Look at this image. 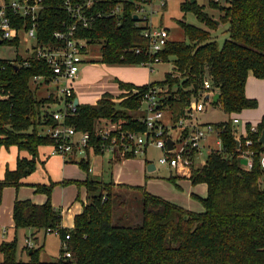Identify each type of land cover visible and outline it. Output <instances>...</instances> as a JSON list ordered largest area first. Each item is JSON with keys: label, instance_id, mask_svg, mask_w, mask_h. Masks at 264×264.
I'll return each instance as SVG.
<instances>
[{"label": "trees", "instance_id": "1", "mask_svg": "<svg viewBox=\"0 0 264 264\" xmlns=\"http://www.w3.org/2000/svg\"><path fill=\"white\" fill-rule=\"evenodd\" d=\"M140 1L100 0L95 9L117 5L119 10L112 17L98 18L89 27L75 31V37L85 43L83 49L97 45V61L104 64L137 65L149 60L150 55L144 52L147 42L140 34L144 26L131 19ZM207 3L217 10V19L203 12V6L194 0H182L178 4L181 12H190L206 28L177 21L185 41L167 38L157 53L161 62L170 63V69L161 79L134 85L133 92H130L131 83L116 81L118 88L123 89L116 101L103 92L93 103H76L63 119L76 131L87 132L94 144L98 142L95 126L99 119H107L117 129L141 131L144 124L137 110L141 95L148 87L158 86L159 107L169 110L173 125L184 114L189 99L202 89V80L208 78L209 90L219 92L214 104L220 106L227 119L215 123L220 148H211L200 165L189 168L190 183L206 185L205 195L195 196L203 209L189 210L141 186L117 184L139 190V219L130 224L114 223L111 220L117 198L114 184L111 179L102 180L99 173L91 175L88 170L90 154L101 153L96 147L91 152L86 149L85 158H74L71 153L63 160L76 163L85 173L81 181L73 182L83 185L86 202L73 215L70 227L59 225V211L49 203L51 182L34 185V191L44 194L41 203L25 198L14 199L11 204L13 228H55L58 240L66 233L68 256H61L62 249L58 248L55 258L44 261L37 256L38 248L28 246V258L22 261L15 258L12 237L0 241V264H264V187L260 160L263 147L259 139L264 130V114L255 124L257 131H248L250 123H247V132L239 139L234 137L229 116L231 112L256 105L254 98L244 94V82L249 72L264 78V0H227V3L224 0L225 4L207 0ZM43 5L35 35L38 41L51 44V32L71 18L62 9L61 0H43ZM17 20L28 23L24 18ZM218 23L226 24V39L221 46L210 33ZM14 60L19 57L15 56ZM34 74L48 78L50 70L42 61L31 58L27 66L0 59V146L14 145L29 155L17 157L13 169H4L0 187L17 185L18 179L33 169L36 147L53 141L41 133V127L55 123L48 108L55 97L50 92L36 96L38 84L30 85ZM160 135L169 136L167 129L163 128ZM245 138H250L252 143L245 144ZM246 150L250 151L249 166L240 163ZM131 156L124 153V157Z\"/></svg>", "mask_w": 264, "mask_h": 264}, {"label": "built area", "instance_id": "2", "mask_svg": "<svg viewBox=\"0 0 264 264\" xmlns=\"http://www.w3.org/2000/svg\"><path fill=\"white\" fill-rule=\"evenodd\" d=\"M151 0H141L133 10L135 15V24L142 21L144 26L140 34L146 40V48L144 52L150 55V59L139 63L140 66L146 67L150 72L153 70L152 65L160 62L157 53L162 49L167 40V31L164 27L154 26L150 23V15L156 13L159 8L164 6V0H157V8H150L146 14L142 8V4L149 3ZM219 2L220 0H213ZM100 0H61L62 9L71 18L70 22H62L60 27L51 32L53 43L44 44L36 39L37 18L40 10L43 9V0H0V54L10 46L16 48L20 42L23 44L28 41L24 47L25 55L18 56L13 54L11 57L1 56L0 59L17 64L19 66H27L29 58L40 60L50 70L47 77L40 74L31 76L30 81L34 84H53L56 104L51 108L49 114L55 123L52 125H43L41 133L51 137L53 141L50 145V153L61 155L62 158L69 154H73L74 158H85V150L90 152L96 147L99 153L107 152L109 158L114 154L124 156L128 152L131 155L144 154L145 146L148 144L160 150L156 161L161 165L170 167L174 170L188 169L193 162L195 153L200 152L201 141L206 137L207 133L215 132L218 141V128L212 123H196L194 120H188L184 123L182 118L177 117L173 126L180 132V137L173 138L170 136L161 137V131L165 127L162 122V109L159 107L157 92L160 87H148L141 95L140 104L137 110L140 112L139 119L143 122L144 128L141 131L117 129L114 123L110 122L109 126H103L99 121L95 126V135L98 137L97 144L90 142L87 132L76 131L72 125L65 124L63 119L74 108L72 104V88L71 83L76 78L78 66L81 62L80 55L84 52L85 43L82 39L75 37V31L78 28L89 27L96 19L101 17H112L118 12L117 5L110 6L106 9L96 8V4ZM227 3V0H225ZM18 18H24L27 25L18 23ZM15 40L16 44L11 42ZM138 52V49H134ZM15 56L19 60H14ZM210 80L204 78L202 80V92L205 97L210 94ZM207 94V95H206ZM203 102L199 99L189 101L184 107L186 111H200L203 109ZM231 122L235 123L238 118L235 115L230 116ZM108 121V120H107ZM248 131L256 132V125L250 124ZM246 129L239 134L233 131L234 137L239 139L240 135L246 134ZM165 138L171 139V146L167 148ZM250 138H245V144H251ZM263 152L260 160L264 162V140L261 141ZM192 150V153L190 151ZM250 151H243L241 156L246 158V165L250 164ZM264 174V165L262 163ZM88 170L89 166H88ZM44 231L55 233V228H46ZM67 234L63 235V239L59 240L61 256H68L65 239ZM26 245L29 246L28 243Z\"/></svg>", "mask_w": 264, "mask_h": 264}, {"label": "crops", "instance_id": "3", "mask_svg": "<svg viewBox=\"0 0 264 264\" xmlns=\"http://www.w3.org/2000/svg\"><path fill=\"white\" fill-rule=\"evenodd\" d=\"M103 64V63H101ZM81 64L78 66V71L76 78L71 83L72 93L77 100V103H93L103 92L110 94L114 97L113 94L105 89V86L108 82H106L103 78L99 80V84L91 85L86 84L90 81L91 75L88 74V69L86 67H81ZM133 66L138 65H126L124 67L127 75L123 78L126 81L132 84L130 92L135 91L134 85H139L143 83H147L151 81L148 77V72L142 73L141 76H136L135 69ZM92 67V65L90 66ZM141 70H143V66H139ZM145 68V67H144ZM119 71V69L117 70ZM133 74L136 76L137 81L131 82V77L128 74ZM133 78V77H132ZM120 81V80H117ZM43 85V86H42ZM40 87L42 89L46 88L47 84H42ZM115 91L119 94L123 89H119L116 82ZM214 93V90L210 91L208 97L211 99V95ZM117 94V95H118ZM244 94L249 98H254L256 100V105L250 108H243L239 112H231L229 116L235 115L238 118V121L235 122L236 126L240 124V128L234 130V124L232 123V128L234 131L241 134L243 130H245V125L247 123L256 124L261 116L264 114V78L256 77L250 72L247 74L245 82H244ZM116 95V97H117ZM207 95V94H206ZM115 99V98H113ZM118 99V98H116ZM212 101V99H211ZM215 102L211 103L213 105ZM51 104H54L51 103ZM56 105V104H54ZM204 105V102H203ZM219 106V105H218ZM55 107V106H54ZM204 109V106H203ZM200 110V111H203ZM163 111V110H162ZM194 111V110H191ZM196 112V111H195ZM166 121L163 117V123L166 126V122H171L169 113L166 114ZM188 120H195L194 118L188 116ZM208 122V121H207ZM170 128V127H169ZM170 130H174L170 128ZM169 131V130H167ZM176 131L173 138L180 137V132L176 128ZM211 132L207 133L206 137L201 141L200 152L195 153L193 157L192 165H200L203 162L201 157L203 156V150H205V154L214 147L211 146L212 142L220 145V141H218L215 135H210ZM260 136V135H259ZM11 147V153H7V155L0 156V179L3 176L4 169L11 170L15 166V160L17 157H26L28 158L29 155L25 150L17 149L14 145H9ZM1 147L2 151L8 150L9 147ZM10 151V150H9ZM93 156V154H90ZM109 156L106 159V163H102L101 160L99 161V170L102 165H108ZM35 160V167L31 170V172H27L24 176H21L18 179L17 185H3L0 187V241L1 240H9L12 237L15 239V258L25 261L27 256V250L24 246L25 240L29 241V246L32 248H38L41 246V237L42 235L47 232L42 230L41 228L34 229L31 227H17L13 228L12 221H11V204L14 199H29L33 203H41L44 200V194L41 192L34 191V185L36 183H43L47 184L49 182L52 183L49 191V203L51 206L59 211V225L63 227H70L72 225V217L74 214L78 213L81 209V206L84 202H86L85 198V190L83 187L82 197L74 196L72 197L71 191L72 185H77L73 182V180L81 181L85 173L76 165L74 162H66L63 160L61 155L56 153H50V145L49 144H39L36 147V156L34 157ZM146 160V159H145ZM201 160V161H200ZM148 161V160H147ZM110 169H109V179L113 182V188L116 191L118 186L117 184L123 185H136L141 186L145 191L158 195L170 202H173L183 208L193 210V211H201L203 209L202 204L199 200L195 198V196L203 197L206 193V185L202 182L197 183H190L188 179L189 169H179L174 170L170 167L169 174L167 177L169 181H171L175 186L180 187L181 183L183 186L186 187L184 193L178 191L176 189H172L171 187H166L169 189L168 197L167 195H163L161 190H155L154 187L159 186L162 188L163 186L156 185L153 181L145 180V173H143L142 166H146L147 163H144V158H133L131 157H124L118 161L110 162ZM89 164V162H88ZM90 167V164H89ZM154 169V165L151 169ZM182 170V171H181ZM94 171V172H93ZM172 171V172H171ZM185 172V175L179 174ZM91 175L100 174L101 171H95L94 167H91L89 170ZM172 173V174H170ZM163 179H155V181L161 182ZM64 181V182H62ZM264 183V174L263 179ZM180 182V184H178ZM58 183H60L58 185ZM62 184V185H61ZM159 184V183H158ZM24 187L26 189H24ZM52 187H56L57 197H54L53 191H51ZM124 187V186H123ZM147 189H146V188ZM128 188V187H126ZM153 189V190H151ZM192 197L196 199L197 202H194ZM20 229V231H18ZM22 230H27L28 235L26 236ZM22 231V232H21ZM19 233L22 235L21 240L18 241L16 239V234ZM55 234V233H54ZM8 237V239H4V236ZM41 235V236H40ZM10 237V238H9ZM3 238V239H2ZM24 253V258H20L21 254ZM1 259V254H0Z\"/></svg>", "mask_w": 264, "mask_h": 264}, {"label": "rangeland", "instance_id": "4", "mask_svg": "<svg viewBox=\"0 0 264 264\" xmlns=\"http://www.w3.org/2000/svg\"><path fill=\"white\" fill-rule=\"evenodd\" d=\"M182 0H164V6L159 8V10H157L156 13H153L150 15V23L154 26H160V27H164L167 31V38L170 40H184V37L181 34V29L179 27V25L177 24V21H182L184 23L190 24L192 26L195 27H199L202 29H205V25L200 23L199 21H196V19L194 18V16L190 13V12H181L178 9V4L181 2ZM195 3L197 5L203 6V12H205L206 14H208L209 16H211L214 19H217L219 17L217 10L210 8L207 4V0H194ZM219 4H225L224 0H220ZM157 0H151L149 3L146 4H142V8L145 11L144 14L147 13V11L150 8H157ZM138 25H142V21H138L137 22ZM225 28H226V24L223 23H218L217 27L215 30H211V36L216 40V42L218 43V46H221L222 42L224 39H226V34H225ZM28 44V41H26L24 44L22 42H20L18 44V46H16V48H12L11 46L9 48H6L4 51L1 52V56H6V57H11L13 56V54H16L18 56H23L25 55L24 52V47H26V45ZM98 47L95 44H90L88 46L85 47L84 52L80 55V59L81 62L80 65L81 67H86L88 69V74L91 75V79L89 82H87L86 84H99V80L102 78H104V80L107 83V85L105 86V89L108 91V93L110 92L111 94L114 95L111 96L110 94V98L113 99V101H116V95L118 93H116L115 88L116 87V81L120 80V81H126L123 78L127 75V72L125 71L124 67L122 66H126V65H122V64H101L99 63L98 60ZM92 65V67H90ZM138 67L133 66V68L135 69L136 72V76H141L142 73H146L148 72L147 68L143 67V70H141V68L139 67L140 65L137 64ZM153 70L148 72V77L149 79L152 80H159L162 78V75L164 72L168 71L170 69V63L168 61L166 62H158L152 65ZM119 69V71H117ZM131 77V82L137 81L136 76H133V74H128ZM133 77V78H132ZM30 85H34V82H31ZM40 85H42L41 83L38 84L37 88H36V96H45L47 93H51L54 94V88H53V84L48 83L46 88L42 89L40 87ZM43 86V85H42ZM155 87V86H154ZM206 92H202V90L197 91L196 97H191L189 99V101H193L195 99H199L200 101L204 102V109L203 111H186L184 110V114H182L180 117L182 118L183 122L185 123L188 119V116L190 115V117H192V119L194 118L196 123L202 124V123H206L208 121V123H212L215 125V123L225 120L227 119V115L226 113L220 108V106L218 105H213L211 104L212 101L209 97H204ZM54 104H50L48 105V108H53ZM169 112V110L167 109H163L162 111V121H163V117L164 120L166 121V113ZM99 123H102L103 126H109L111 123L109 121L104 120V119H99L98 120ZM163 123V122H161ZM164 124V123H163ZM234 125L237 123H233ZM253 124V123H251ZM232 125V122H231ZM176 130V128L171 125V122H166V126L164 128H166L167 130V135H169L170 137H173L175 132L174 130H170V128ZM240 128V124L239 125H235L234 126V130ZM239 130V129H238ZM210 135H215V132H211ZM211 146L219 149L220 145L216 144L215 142L211 143ZM3 146H0V148ZM8 150L6 151H2L0 149V156L3 155H7V153H11V147L9 146L7 148ZM10 150V151H9ZM205 150H203V156L201 157V159L204 160L205 157ZM160 154V150L156 147H154L151 144H148L145 146L144 149V154H134L132 155L133 158H141V159H146L148 160L149 163H152L154 165V169L152 170H147L145 168V165L142 166L143 168V173H145V180L147 179V181H154L156 185H160L163 186L162 188H160L159 186L154 187V189L157 190H161V193L164 195L169 194V189L166 187H171L172 189H176L178 191H181L182 193H184L186 187L182 185L180 187L175 186L171 181L168 180L167 176L169 174V169L165 166V165H161L159 163H157L156 158L157 156ZM108 157V153L107 152H103L102 154L99 155H90L88 162L90 164L89 169L91 170V167H94L95 171H101L100 176L102 178V180H107L109 177V169H110V165L111 163L109 162L108 165H102V167H100L99 170V161L101 160L102 163H106V159ZM124 158V156L121 157V155L118 154H114L113 157H111V162L112 161H118L120 159ZM201 161V160H200ZM88 164V166H89ZM192 165V163L190 164V166ZM190 166L188 167V169L190 168ZM35 167V164H34ZM33 167V168H34ZM182 171V170H181ZM181 171L179 172V174H183L185 175V172L181 173ZM31 172V171H29ZM94 172V171H93ZM172 172V171H171ZM177 172V171H176ZM27 174V173H26ZM25 174V175H26ZM172 174V173H170ZM24 175V176H25ZM155 179H163V181L161 180V182L155 181ZM262 179H263V174H262ZM159 183V184H158ZM60 183H58L59 185ZM180 184V182L178 183ZM185 184V183H184ZM62 185V184H61ZM262 185L264 187V183L262 181ZM72 191V197L74 198V196H80L82 197V192H83V187L80 184L72 185L71 186ZM146 188V187H145ZM24 189H26L24 187ZM147 189V188H146ZM57 188L56 187H52L51 191H53V195L54 197H57V193H56ZM153 190V189H151ZM117 193V198L114 200V206H113V210H112V217L111 220L114 223H123V224H127V223H133V222H137L139 219V190L136 188H126L123 186L117 187L116 191ZM169 197V196H168ZM170 198V197H169ZM193 199H195L194 197H192ZM194 202H197L196 199L193 200ZM18 231H20V229H18ZM25 235H28L27 230H22ZM21 231V232H22ZM23 235V234H22ZM22 235H20L19 233L16 234V239L21 240ZM41 236V235H40ZM10 238V237H9ZM3 239V238H2ZM4 239H8L7 235L4 236ZM25 244L23 247H28V245H26V243L29 244L28 240L24 241ZM59 247V240L56 234L52 233V232H45L42 237H41V246L38 247V251H37V256L40 260H44V261H48V260H52L53 258H55L57 256V251H58ZM25 254L22 253L20 258H24Z\"/></svg>", "mask_w": 264, "mask_h": 264}, {"label": "water", "instance_id": "5", "mask_svg": "<svg viewBox=\"0 0 264 264\" xmlns=\"http://www.w3.org/2000/svg\"><path fill=\"white\" fill-rule=\"evenodd\" d=\"M193 0H189V2H192ZM131 19L134 21L135 20V15H132L131 16ZM219 96V92H214L212 95H211V99H212V102H216L217 98ZM77 103V100L75 97L72 98V104L75 105ZM259 139L260 141H263L264 140V130H261L260 132V136H259ZM165 145L167 148H170L171 146V139L169 138H165ZM240 163L241 164H246V158L245 157H241L240 159ZM263 165H264V162H263ZM153 166L152 163H147L145 168L147 170L151 169ZM28 252H29V249H28Z\"/></svg>", "mask_w": 264, "mask_h": 264}]
</instances>
